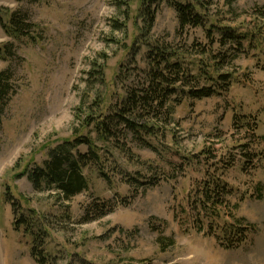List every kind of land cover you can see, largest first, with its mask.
Wrapping results in <instances>:
<instances>
[{"label": "rangeland", "instance_id": "1", "mask_svg": "<svg viewBox=\"0 0 264 264\" xmlns=\"http://www.w3.org/2000/svg\"><path fill=\"white\" fill-rule=\"evenodd\" d=\"M260 6L264 0H214L209 5L211 17L249 35L239 57L212 74L216 81L219 73L233 75L227 92L200 100L185 97L171 123L158 122L154 136L139 140L130 134L127 151L97 141L103 160L84 168L88 190L64 200L58 191H37L27 176L18 175L27 166H42L50 147L74 138L84 91H100L106 106L114 104L124 95V85L144 81L143 41L190 45L207 39L202 28L179 32L177 12L165 2L152 30L139 38L145 33L139 0H0V7L27 14L38 35L36 42L15 39L0 24V43L11 44L15 52L0 57V71L10 70L17 86L0 127V264H38L31 255L32 236L24 225L16 228L21 213L46 226L48 264H264V162H245L250 157L244 158L237 145L253 137L245 139L232 125L235 112L253 113L257 133L264 137V17L254 12ZM100 55L107 58L105 85L90 83L88 75ZM188 60L196 74L200 56ZM211 82L202 77L200 84ZM207 150L217 156L210 162L236 160L223 179L232 190L229 201L239 206L234 216L223 208V217L203 214L201 219L205 230L213 223L219 233L244 219L242 225L251 229L239 248H223L216 237L197 230L200 222L189 196L204 175L207 155L201 151ZM129 176L148 184L130 186ZM6 187L22 207L17 213L4 200ZM95 201L116 207L101 219L83 222ZM160 236L174 238V246L162 250Z\"/></svg>", "mask_w": 264, "mask_h": 264}, {"label": "trees", "instance_id": "2", "mask_svg": "<svg viewBox=\"0 0 264 264\" xmlns=\"http://www.w3.org/2000/svg\"><path fill=\"white\" fill-rule=\"evenodd\" d=\"M39 1L31 0V2ZM213 1L139 0V12L141 16H144L145 23L142 28L145 33H142L139 38L152 30L157 10L165 2L177 12L179 32L184 33L189 29L202 28L207 41L194 42L190 45L187 43L174 45L165 41L156 43L143 41V44L147 46L148 64L147 69H141L145 75L143 83L135 86L124 85V95L120 94L118 101L114 104L110 102L109 106H106L107 98L102 92L92 94L89 90L84 91L82 102L75 113L76 121L79 123L75 124L74 138L66 139L50 147L48 158L42 166L35 165L32 168L27 166L18 176H27L37 191L56 190L62 199H72L89 188L84 168L91 164H99L103 160L101 147L98 146L97 141L103 142L106 146L115 145L127 151L129 148L124 147L130 134L139 140H141V135L154 136L159 130L158 122L164 125L171 123L175 107L181 104L185 97L200 100L227 92L230 89L233 75L219 73L218 81H216L212 74L232 64L233 60L239 57L240 52H243L244 40L249 35L211 17L208 8ZM153 6H155L154 9ZM254 12L257 17H264V6L257 7ZM28 17L27 14L0 7V24L7 35L15 39L28 37L36 42L38 40V35L34 33L36 24L29 21ZM14 55L11 44L0 43V57L11 58ZM190 56L201 58L196 74L190 67L191 61L188 60ZM209 56L212 57V61ZM106 59L100 55L99 58L93 60L92 70L88 72L90 83L106 84ZM202 77L211 78L212 82L200 84ZM15 94H17V86L14 83L13 73L10 70L0 71V127L3 124L5 111ZM258 124V118L253 113H234L232 125L237 134L244 132L245 139L253 137L249 139L251 143L244 142L237 145L244 149V158L250 157V160L245 159V162L253 163L254 160L264 162V137L257 133ZM121 137L124 138L122 142ZM81 145H86L88 149L80 150ZM201 153L207 155L204 175L193 183L189 196L191 209L196 211V220L200 222L197 230L204 232L206 236L216 237L223 248H239L249 237L247 228L250 227L243 226L241 223L244 219H236L240 221L239 225L230 224L224 227L221 233L218 232V226H213V223L205 230V223L201 219L203 214L221 218L223 208L231 210L234 216L233 210L238 208L239 203L229 201L228 197L232 195V190L229 189L223 176L229 168L235 165L236 160L221 159L213 163L210 161L217 159L215 153L210 150L201 151ZM102 174L110 180L108 174ZM126 181L130 186H135L137 182L142 185L148 184V182L141 183L134 176H129ZM3 196L5 202L12 205L14 213L21 210L18 199L12 195L9 187H6ZM258 196L263 197L262 194ZM115 207L111 201H95L87 209L83 222L101 219L112 212ZM31 212L36 215L34 210ZM15 225L17 229L24 225L25 233L32 236L31 255L37 263L48 264V256L43 248L47 234L46 226L39 223L35 217L31 218L24 213H21ZM158 240L162 250L175 244L174 238L160 236Z\"/></svg>", "mask_w": 264, "mask_h": 264}]
</instances>
